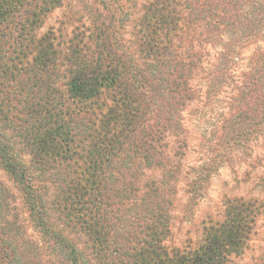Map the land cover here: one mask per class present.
<instances>
[{"label":"trees","instance_id":"trees-1","mask_svg":"<svg viewBox=\"0 0 264 264\" xmlns=\"http://www.w3.org/2000/svg\"><path fill=\"white\" fill-rule=\"evenodd\" d=\"M65 2L0 0V165L42 244L13 221L0 186V264H28L31 245L52 252L50 264H89L77 234L96 264H232L249 249L257 199L227 200L223 220H209L196 243L168 248L166 183H144L133 168L175 178L183 113L205 86L213 105L223 86L235 94L215 151L264 140V0H90L84 16ZM208 44L220 52L211 63ZM242 48L253 49L246 64ZM211 107L196 110L201 120Z\"/></svg>","mask_w":264,"mask_h":264},{"label":"rangeland","instance_id":"rangeland-1","mask_svg":"<svg viewBox=\"0 0 264 264\" xmlns=\"http://www.w3.org/2000/svg\"><path fill=\"white\" fill-rule=\"evenodd\" d=\"M66 2L69 7L72 6L74 13L83 14V16L90 5V0H66ZM69 13L68 8L53 11L46 16L45 23L39 31L45 33ZM129 31L130 26L127 25L126 32ZM252 52V48L251 50L242 48L238 52L240 58L244 60L243 64L247 63ZM219 53L209 44L203 48V54L208 55L207 62L209 63L218 60ZM207 89L208 86H205L200 94L201 98L196 97V102L183 113L185 125L182 138L185 139V147L182 150V161H179L182 167L175 178L170 180L168 176L170 174L167 173L166 176H163V172L157 170H142L136 166L133 169L137 176L140 177L143 174L141 179L144 183L148 180H162L166 183L167 189L163 191V194L172 203L169 208L170 234L165 242L168 248L182 249L188 243H196L201 238L203 227L208 224L209 220L214 222L223 220L224 205L227 200L233 198L257 199L260 216L256 222L249 249L241 258L235 259L232 264H264V140L259 138L240 146H236L234 142L228 140L229 144L224 145L223 149L215 151V146L221 145V137L224 134L223 126L230 119V107L233 104L230 99H233L235 94L230 93V89L223 86L218 92V104L213 105V98L207 96ZM208 104H212V107L207 110L204 116L208 122L206 125L205 120L199 118L196 110H201ZM198 118L201 120L200 128H208L203 137L202 130L198 127ZM168 141L165 154L170 164L173 165V162L179 160L175 156L178 142L177 138H173L172 135ZM0 186L2 189L4 187L10 189L11 194L8 197L13 210L11 215H17V219L13 217V221L20 226L22 225L28 236H32V244L35 243V247L37 244L42 247V244L38 242L39 237L32 230L21 193L14 189V183L6 176L1 165ZM132 204V202H128L127 208H135L132 207ZM2 223L1 218V241L3 239ZM71 239L76 242L77 247L84 254L88 255L87 263L96 264L91 254V243L87 238L77 234L72 235ZM19 246L21 255H23L24 250L21 241ZM30 247L31 253L25 251L28 264H50L51 261L55 260L52 252H46L45 248L42 250L45 255H38L36 249L33 250L32 245ZM24 261L23 256L17 258L15 264H22Z\"/></svg>","mask_w":264,"mask_h":264}]
</instances>
